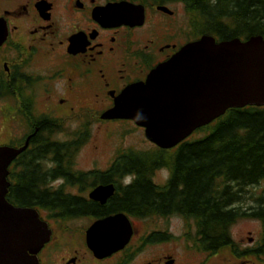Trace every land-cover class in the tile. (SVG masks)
Returning <instances> with one entry per match:
<instances>
[{"label":"flooded vegetation","instance_id":"1","mask_svg":"<svg viewBox=\"0 0 264 264\" xmlns=\"http://www.w3.org/2000/svg\"><path fill=\"white\" fill-rule=\"evenodd\" d=\"M117 1L121 0H0V148L17 151L6 166V199L11 204L24 206L17 196L34 193L28 186L34 171L41 172L47 179L45 188L60 189L62 178L48 181L50 174L56 175L54 157L35 152L39 145L44 146L50 140L59 144L67 140L63 113L67 110L66 101L70 104L68 110L77 116L93 113L100 121L133 123L128 119H101L100 115L113 105V98L126 86L144 81L158 63L194 40L189 32L185 42L177 44L171 21L166 19L163 24L161 19L173 18L179 6L186 15L181 2L165 4L173 14L158 9L160 4L135 2L144 6L141 24L121 23L122 18H114L113 12L106 20L94 15L99 8ZM71 95L75 99L73 102L69 99ZM90 100H103L104 105L97 109ZM89 123H78L75 130L86 126L89 130ZM50 124L53 126L51 132ZM111 162L112 159L106 168L82 170L75 160L74 169L102 172ZM34 163L37 166L34 167ZM24 177L28 181L26 186ZM94 187L96 185L61 188L65 194L82 198L92 212L57 220L47 211L34 207L51 229L49 240L36 255L37 264L176 263L172 254L154 251L173 240V234L159 227L161 215L139 218L118 210L104 212L102 210L111 208L109 200L115 190L101 203L89 196ZM40 211L47 213L45 218ZM117 213L128 217L132 234L123 245L118 244L117 249L98 256L87 244L86 230L96 220ZM174 217H179L186 228L184 218L179 215L164 218L171 221ZM77 222L82 226H74ZM261 234V239L252 247H239L233 239L235 249H228L236 257L237 264L252 261L264 264V230ZM187 237L184 234L175 238L185 242ZM217 254L204 255L198 264H211Z\"/></svg>","mask_w":264,"mask_h":264},{"label":"trees","instance_id":"2","mask_svg":"<svg viewBox=\"0 0 264 264\" xmlns=\"http://www.w3.org/2000/svg\"><path fill=\"white\" fill-rule=\"evenodd\" d=\"M130 1L160 5L181 2L193 39L202 34H210L216 40L264 37V0ZM52 128L50 124V132ZM88 137L86 126L76 131L74 139L60 144L50 140L44 146L39 145L35 153H49L57 164L56 175L50 174L48 181L59 177L63 183L58 190H48L45 176L34 171L31 185L26 183V177L23 180L34 193L17 196L24 206L45 210L57 220H67L92 210L82 198L65 194L62 187L112 183L116 188L109 200L112 206L102 211L118 210L139 218L179 215L184 218L186 228L193 226L192 247L209 255L225 248L235 249L230 228L240 218H257L264 228V193L254 197L256 207L243 209L238 205L240 193L264 182V106L227 109L170 149L120 148L108 169L102 172L74 169L77 151ZM160 169L168 171L163 185L154 180L155 172ZM128 176L131 182L126 184Z\"/></svg>","mask_w":264,"mask_h":264},{"label":"water","instance_id":"3","mask_svg":"<svg viewBox=\"0 0 264 264\" xmlns=\"http://www.w3.org/2000/svg\"><path fill=\"white\" fill-rule=\"evenodd\" d=\"M143 8L141 3L121 0L106 4L94 15L106 20L113 12L114 18H122L121 23L141 24ZM158 9L172 14L166 5ZM245 106H264V37L216 40L202 34L158 63L144 81L126 86L100 118L131 120L143 127L151 143L169 149L227 109ZM15 153L0 148V264H37L36 255L49 240L51 229L34 207L15 206L6 199V166ZM114 190L112 183L100 184L89 196L104 203ZM131 234L128 217L117 213L90 225L86 240L102 256L123 245Z\"/></svg>","mask_w":264,"mask_h":264},{"label":"rangeland","instance_id":"4","mask_svg":"<svg viewBox=\"0 0 264 264\" xmlns=\"http://www.w3.org/2000/svg\"><path fill=\"white\" fill-rule=\"evenodd\" d=\"M172 8V6H170ZM182 7L179 6L177 14L173 18L163 17V24L165 20L171 21L170 25L175 28L174 42L177 44L185 42L188 38L190 27L188 26L187 15L182 13ZM173 14V11H172ZM159 18L158 14L157 17ZM150 19H153L150 15ZM69 99L75 101L74 96H70ZM94 104L93 106H103V100H90ZM69 101L65 102L64 116L66 117L65 122V138L67 140L74 139L76 137V131L78 123L83 121H89V137L84 145L80 147L76 154V166L82 170H88L92 167L106 168L110 163V160L114 158L115 152L120 148H133V149H149L155 145L151 143L144 136V132L137 125L132 122H108L100 121L98 117L93 113L75 115L74 112L68 110L70 104ZM98 109V108H97ZM62 109H60V112ZM82 121V122H81ZM168 177V171L166 169L157 170L154 174V180L157 184L163 185ZM129 176L126 180H129ZM131 179V178H130ZM59 182V181H57ZM264 193V182H261L255 186H249L246 188V192L242 194L239 205L242 208L256 207L257 202L254 197ZM253 200H252V198ZM243 201V202H242ZM43 218L46 217V212L40 211ZM160 228L162 230H168V233L173 234V240L170 242L163 243L156 248L154 251L162 252V255L170 253L177 260L175 264H198L204 257L208 255L206 252H199L192 247L191 236L194 234L193 226L189 228L183 227V222L179 217H174L171 221L168 218H161ZM78 223V222H77ZM172 223V224H171ZM175 223V225H173ZM81 227L82 223L74 225ZM264 230L263 223L257 218H240L232 224L230 228V234L236 241L239 247H252L256 246L258 239L262 237L261 231ZM78 234V233H77ZM186 234L188 237L184 241L176 240L180 238V235ZM190 234V235H188ZM175 236V237H174ZM228 248L218 251L216 257L213 258L211 264H237L236 257L232 254ZM249 264H260V262H251Z\"/></svg>","mask_w":264,"mask_h":264},{"label":"bare ground","instance_id":"5","mask_svg":"<svg viewBox=\"0 0 264 264\" xmlns=\"http://www.w3.org/2000/svg\"><path fill=\"white\" fill-rule=\"evenodd\" d=\"M117 238H118V237L114 236V242H115V244H117V243H118V240H117Z\"/></svg>","mask_w":264,"mask_h":264},{"label":"clouds","instance_id":"6","mask_svg":"<svg viewBox=\"0 0 264 264\" xmlns=\"http://www.w3.org/2000/svg\"><path fill=\"white\" fill-rule=\"evenodd\" d=\"M130 182H131V181H130V178H129V180H126V181H125L126 184H127V183H130Z\"/></svg>","mask_w":264,"mask_h":264}]
</instances>
